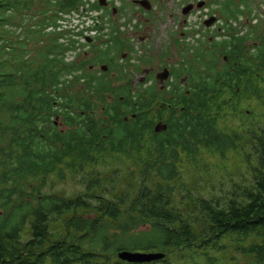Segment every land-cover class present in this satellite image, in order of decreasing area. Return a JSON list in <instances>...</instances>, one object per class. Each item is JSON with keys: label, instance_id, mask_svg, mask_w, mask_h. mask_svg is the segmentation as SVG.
Listing matches in <instances>:
<instances>
[{"label": "trees", "instance_id": "1", "mask_svg": "<svg viewBox=\"0 0 264 264\" xmlns=\"http://www.w3.org/2000/svg\"><path fill=\"white\" fill-rule=\"evenodd\" d=\"M80 1L0 0V264H129L122 251L264 264V20L173 67L187 95L173 86L168 99L65 61L73 47L46 30ZM158 98L169 105L155 133ZM229 152L247 166L241 183L216 194L184 182L198 159Z\"/></svg>", "mask_w": 264, "mask_h": 264}, {"label": "flooded vegetation", "instance_id": "2", "mask_svg": "<svg viewBox=\"0 0 264 264\" xmlns=\"http://www.w3.org/2000/svg\"><path fill=\"white\" fill-rule=\"evenodd\" d=\"M224 0H97V7L101 10V15L106 25L103 29L98 32L97 36L91 38L87 45V49L91 50L96 43L98 48L96 55L101 56V60L105 61L102 54L103 51L109 46L113 49L112 41H110L109 33L114 30L115 36L122 40L123 50L120 52L122 59H125L127 54H133L137 52L141 43H143L146 38L143 35H139L141 31H144L148 25H159L164 27H169L170 35H174V39L168 37L169 42L167 43L166 51L164 53L171 54L169 49L173 48L179 53V55L187 53L190 51L194 53L196 50L203 51L210 46L213 41V37H208L206 43L204 38V33L206 30L204 22L209 20L213 21V26L218 22L222 25H232L234 26L239 20L247 16L248 8L244 4L239 5L241 0H229V4L223 5ZM258 1V0H257ZM202 4L201 9H196V5ZM204 11L202 18L192 17V14L200 13ZM240 12V13H239ZM244 22H247L245 19ZM190 30H193L190 32ZM133 31V34L130 32ZM106 33V34H105ZM236 29L230 27L227 28L217 27L214 34L220 37H227L228 34H235ZM134 36H136V42H134ZM219 40H221L219 38ZM189 41H192L189 45ZM219 42H216V44ZM108 47V48H109ZM114 51L116 49H113ZM88 51L83 52L81 60L85 59ZM112 53L109 54L111 56ZM108 56V57H109ZM79 59V61H80ZM72 62H79L78 58H72ZM223 61H226L223 59ZM106 65H101L100 70L102 73L105 70L102 67H107ZM119 66V64H114ZM90 66L88 71L92 69ZM167 69L169 71V78L165 81H160L158 78L161 71ZM160 72L152 73V69H143L144 73L143 80L140 81V86L143 88L157 87V91L167 92V98L171 99V88L173 86H178L180 90H183L186 84V77H180L176 81L172 76L173 69L162 67ZM101 73V74H102ZM100 76V75H99ZM153 84V85H152ZM166 88V89H165ZM184 94L187 92L183 90ZM179 97L177 100H179ZM155 104H159V107L154 106L153 114L150 118H153L155 128L156 125L166 126V115L162 111L161 106L163 104L169 105L167 101L156 99ZM162 132V131H161ZM160 133V132H159Z\"/></svg>", "mask_w": 264, "mask_h": 264}, {"label": "rangeland", "instance_id": "3", "mask_svg": "<svg viewBox=\"0 0 264 264\" xmlns=\"http://www.w3.org/2000/svg\"><path fill=\"white\" fill-rule=\"evenodd\" d=\"M239 1V0H238ZM212 3V0H210ZM244 6L249 7L251 10V14L258 16L259 18L264 17V0H244ZM192 14V17L202 18L205 14L204 11ZM264 20V19H262ZM245 17L242 18V21H238L236 23V28L240 32H245L244 28ZM253 25V22H251ZM144 31H141L139 35H143L146 40L140 44L137 52H133V54H127L125 59H122L120 52L118 53L111 49V56L108 57V69L104 73L109 74V78L111 79V85L113 87L123 86L127 80H130L131 86L130 89L132 92H137L141 89H144L140 86V81L143 80L144 73L142 70L152 69V73L160 72L162 67L172 68L178 67L185 61H188L192 56L190 54L185 53L184 57H181L177 51L173 48L169 49L171 54L164 53L162 51H166L167 43L169 42L168 37L174 39V35H170L169 27L159 26V25H148ZM193 30H190L192 32ZM215 30L208 29L204 33L205 43L208 37L214 35ZM133 34V31L130 32ZM134 42H136V36H134ZM213 41V40H212ZM192 41H189V45H191ZM98 48L96 43L91 50L87 49L86 45L79 47L77 53L72 55L74 58H78V61L83 56V52L88 51V55L85 59L81 60L77 63L85 62V68L89 69L90 66H93L90 69V73L95 76L101 75L100 66L106 65L105 61L101 60V56L96 55L97 51L95 49ZM113 64H119L121 66L128 67L126 72V76L122 80H116V75H118L119 68H116V71H109ZM85 69V70H86ZM89 72V71H87ZM182 77V76H181ZM153 85V84H152ZM155 91H157V87H155ZM172 89V88H171ZM184 90V89H183ZM156 108L159 107V104H154ZM152 116V114H150ZM230 126H237V120L234 119L230 122ZM199 170H197L196 165L190 166V168L185 169V177L184 182L191 188L194 186H204L207 185L209 188H213L214 192L218 194V190L225 191L230 187L232 181L234 182H242V177L246 176L247 166L244 163V160L241 154L229 152L226 154L224 158H220L217 155L212 156H204L198 159ZM248 176V175H247ZM61 188L65 190V192H69L71 186L66 184Z\"/></svg>", "mask_w": 264, "mask_h": 264}, {"label": "water", "instance_id": "4", "mask_svg": "<svg viewBox=\"0 0 264 264\" xmlns=\"http://www.w3.org/2000/svg\"><path fill=\"white\" fill-rule=\"evenodd\" d=\"M202 7V4H198L197 8ZM213 21L209 20L208 22H205V26L209 27L210 25H212ZM103 70H106V67H102ZM168 71L166 69H164L158 76V78L160 79V81H165L168 78ZM166 129V126L163 125H156L154 128V132L155 133H159L161 131H164ZM117 257L119 260L129 263V264H143V263H150L153 261H158L163 259L164 255L161 253H155V252H151V253H140V252H127V251H122L120 253L117 254Z\"/></svg>", "mask_w": 264, "mask_h": 264}, {"label": "built area", "instance_id": "5", "mask_svg": "<svg viewBox=\"0 0 264 264\" xmlns=\"http://www.w3.org/2000/svg\"><path fill=\"white\" fill-rule=\"evenodd\" d=\"M81 11H83L82 8H81ZM82 18L85 21V25L88 23V21H90L86 17H82ZM58 23H59V28H58L59 31L67 30V31H71V33H77V32H80L81 30H83L82 25H81V21L79 19V14L72 13L70 15H61V19ZM86 35L87 34L84 33V36H86ZM76 39H82V38L76 37Z\"/></svg>", "mask_w": 264, "mask_h": 264}]
</instances>
